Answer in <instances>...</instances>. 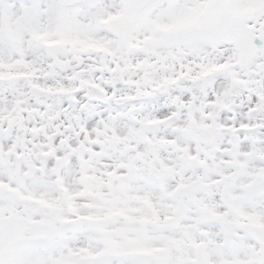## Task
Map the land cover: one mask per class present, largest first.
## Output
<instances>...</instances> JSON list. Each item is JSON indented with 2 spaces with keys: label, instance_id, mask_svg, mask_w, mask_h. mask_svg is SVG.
<instances>
[{
  "label": "snow or ice",
  "instance_id": "obj_1",
  "mask_svg": "<svg viewBox=\"0 0 264 264\" xmlns=\"http://www.w3.org/2000/svg\"><path fill=\"white\" fill-rule=\"evenodd\" d=\"M0 264H264V0H0Z\"/></svg>",
  "mask_w": 264,
  "mask_h": 264
}]
</instances>
